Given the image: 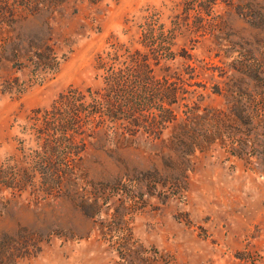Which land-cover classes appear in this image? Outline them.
Here are the masks:
<instances>
[{"label":"rangeland","instance_id":"374dc122","mask_svg":"<svg viewBox=\"0 0 264 264\" xmlns=\"http://www.w3.org/2000/svg\"><path fill=\"white\" fill-rule=\"evenodd\" d=\"M0 264H264V0H0Z\"/></svg>","mask_w":264,"mask_h":264}]
</instances>
